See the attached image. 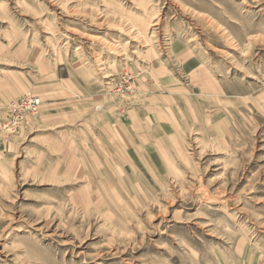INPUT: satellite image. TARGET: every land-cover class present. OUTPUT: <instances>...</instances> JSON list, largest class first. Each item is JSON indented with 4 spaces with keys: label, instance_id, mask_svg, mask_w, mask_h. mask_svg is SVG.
Instances as JSON below:
<instances>
[{
    "label": "rangeland",
    "instance_id": "obj_1",
    "mask_svg": "<svg viewBox=\"0 0 264 264\" xmlns=\"http://www.w3.org/2000/svg\"><path fill=\"white\" fill-rule=\"evenodd\" d=\"M0 264H264V0H0Z\"/></svg>",
    "mask_w": 264,
    "mask_h": 264
},
{
    "label": "built area",
    "instance_id": "obj_2",
    "mask_svg": "<svg viewBox=\"0 0 264 264\" xmlns=\"http://www.w3.org/2000/svg\"><path fill=\"white\" fill-rule=\"evenodd\" d=\"M21 104L18 105L19 109H24V111L31 112L32 114H34L36 113L40 102L38 99H35L33 97H28V99H26L22 105ZM19 117H22V116H19ZM12 123H13L12 127L16 129L19 127L18 123L14 119L12 120Z\"/></svg>",
    "mask_w": 264,
    "mask_h": 264
}]
</instances>
